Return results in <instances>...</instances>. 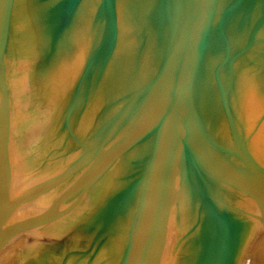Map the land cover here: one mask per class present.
Returning a JSON list of instances; mask_svg holds the SVG:
<instances>
[{"label": "water", "instance_id": "1", "mask_svg": "<svg viewBox=\"0 0 264 264\" xmlns=\"http://www.w3.org/2000/svg\"><path fill=\"white\" fill-rule=\"evenodd\" d=\"M258 228L264 0H0V257L243 264Z\"/></svg>", "mask_w": 264, "mask_h": 264}, {"label": "bare ground", "instance_id": "2", "mask_svg": "<svg viewBox=\"0 0 264 264\" xmlns=\"http://www.w3.org/2000/svg\"><path fill=\"white\" fill-rule=\"evenodd\" d=\"M25 114V117L28 118L29 114ZM26 120L27 119H25L24 122ZM19 143L24 142L22 140ZM25 239L26 240H23L22 246H20V244L16 249L14 248L11 249V251L4 252L0 257V264H14L21 258L30 255L34 249L46 239V236L41 231H34L30 232ZM243 264H264V231L261 228L256 230L253 238L251 239L245 253Z\"/></svg>", "mask_w": 264, "mask_h": 264}, {"label": "rangeland", "instance_id": "3", "mask_svg": "<svg viewBox=\"0 0 264 264\" xmlns=\"http://www.w3.org/2000/svg\"><path fill=\"white\" fill-rule=\"evenodd\" d=\"M38 115L39 114H37V116ZM33 118H34L33 116H31V118H30V121H31L30 124L31 125L28 124V123H26V124L24 123L25 125H28V126H26V129H24V131H26V132L23 131V135H21L22 131L20 130L19 131V135H18L19 142L22 141V140L24 142V143L21 144V146L27 150L25 152V154H27V153H32L33 154L34 153V151H35V148L33 149L34 143H35L34 141H36V138L40 135L39 134V132H40L39 131V129H40L39 125L40 124L39 125L37 123H35L36 125L32 124V123L36 122V119H33ZM37 121L40 123L41 120H39V118H37ZM23 128H25V127L23 126ZM35 159H36V157H35V154H34L33 165L31 166V169L33 170V172H34V169H36L34 167L37 166V163H36Z\"/></svg>", "mask_w": 264, "mask_h": 264}]
</instances>
